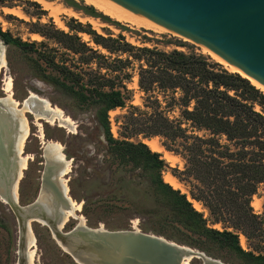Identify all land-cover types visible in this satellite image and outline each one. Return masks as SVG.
I'll list each match as a JSON object with an SVG mask.
<instances>
[{"label":"rangeland","instance_id":"rangeland-1","mask_svg":"<svg viewBox=\"0 0 264 264\" xmlns=\"http://www.w3.org/2000/svg\"><path fill=\"white\" fill-rule=\"evenodd\" d=\"M9 4L10 2L0 3L2 30L9 32L13 38L34 44L32 50L23 49L14 43H6L0 37L3 40L0 41V46L6 59L0 72V99H7L6 86L11 79L13 95L19 101L16 111L26 117L30 131L23 146L24 155H28L30 159L19 181L18 197L21 204L33 202L40 192L45 166L44 148L49 142L60 143L62 152L71 161L70 171L65 175L69 193L81 205L76 213L83 217L88 226L109 230L138 229L187 245L196 251H203L224 264H253L176 222L171 211L158 201L146 182L138 176V170L119 165L110 155L97 107L93 103H82L68 89L42 75H54L78 90L94 88L96 81L104 76L110 78L115 88L120 89L126 97L124 107L108 113L112 135L117 139L147 144L157 139L161 146L158 152L165 160L162 172L164 180L174 177L178 180L176 188L171 185L185 194L193 206L196 202L201 205V210L195 206L194 208L201 212L210 228L234 231L239 234L244 250L264 255V242L257 250V239L249 238L243 230L234 228L228 222H216L206 203L199 199V188L203 186L194 176L185 173L188 161L181 139L174 142L164 136L147 137L144 133H131L128 130L133 121L132 114L140 118L152 112L153 109L149 106H156V102L148 99L152 95L153 99H159L161 110L171 120L181 123L189 134L208 135V131L195 130L190 122L183 119L180 106L173 101L174 97L181 95L180 90L163 91L157 88L154 93L147 94L140 87L138 72L140 66L146 63L134 57L143 54L139 48L196 53L205 56L219 68H225L222 64L181 34L171 31L156 33L128 26L105 15L85 0H17L13 7ZM54 27L72 34L75 40L77 37V42L82 44V52L77 53L58 39L50 37ZM80 28L92 29L101 34L113 47L125 40L134 47L132 55L110 51L97 44L92 34L79 31ZM45 58L47 61L54 59L58 66L74 72V79L65 77L58 69L51 67ZM36 61L40 62L44 71L38 69ZM105 89L109 90L110 87ZM32 94L49 101L53 108L62 112V117L55 118L53 113H47L43 114V118H38L27 108L23 110L22 102ZM255 109L262 111L259 104L255 105ZM165 150L171 152L175 160L168 161ZM251 206L264 227V183L259 185L252 197ZM78 223V218L71 217L64 230L68 231ZM32 231L35 236L34 264H79L62 249L47 225L34 221ZM19 236L17 217L0 198V264H18ZM184 264H203V261L193 258Z\"/></svg>","mask_w":264,"mask_h":264},{"label":"trees","instance_id":"trees-1","mask_svg":"<svg viewBox=\"0 0 264 264\" xmlns=\"http://www.w3.org/2000/svg\"><path fill=\"white\" fill-rule=\"evenodd\" d=\"M14 1L17 0H0V3L10 2L9 6L13 7ZM79 31L92 34L97 44L112 52L132 55L134 47L123 38L119 46L113 47L107 43V38L92 29L80 28ZM0 37L6 43H14L23 49L34 48L32 43L13 38L1 26ZM50 37L77 53L82 52V44L72 34L54 27ZM139 50L143 54L133 56L146 63L138 72L140 87L147 94L154 93L157 88L180 90L181 95L174 97L173 101L180 106L183 119L190 122L195 130L208 131V135L189 134L181 123L171 120L161 110L159 99H153L152 95L148 96L150 101L156 102V106H149L152 112L140 118L132 114L133 121L128 130L144 133L147 137L164 136L174 142L181 139L188 161L185 173L194 176L203 186L199 188V199L206 203L216 222H228L243 230L249 238L259 241L257 250L260 249L264 242V227L252 209L251 199L259 185L264 183V92L241 74L219 68L201 54H186L179 50L166 52L148 47ZM47 62L65 77H74V72L58 66L54 59ZM35 64L44 71L39 61ZM42 76L68 89L82 103H93L97 107L110 155L119 165L138 170V176L158 201L171 211L176 222L248 262L264 264V255L242 248L238 233L210 228L187 196L164 180L165 160L159 152L153 151L145 142L117 139L112 135L108 113L124 107L126 97L115 88L110 78L101 76L94 88L78 90L54 75L44 73ZM256 104L262 107V111L255 109Z\"/></svg>","mask_w":264,"mask_h":264},{"label":"water","instance_id":"water-1","mask_svg":"<svg viewBox=\"0 0 264 264\" xmlns=\"http://www.w3.org/2000/svg\"><path fill=\"white\" fill-rule=\"evenodd\" d=\"M114 1L206 46L264 84V0ZM29 97L30 95L27 98ZM24 101L21 108L24 107ZM7 123L6 120L0 121V193L3 192L6 203L18 220L20 232L18 264H30L32 222L37 221L38 217L47 222L54 238L61 246H66L67 253L79 264L185 263V254L192 253L181 248L187 245L153 233L138 229L109 230L80 223L65 231L67 222L63 224L60 217L51 216L41 201L44 186H49L57 198L63 200L61 190L52 178V166L46 164L45 148L43 151L45 166L40 192L33 202L21 204L13 192L20 167L17 146L15 138L11 136L13 130ZM1 126L8 129L9 137ZM203 253L205 255L202 256L194 254V258L201 259L203 264H224Z\"/></svg>","mask_w":264,"mask_h":264},{"label":"bare ground","instance_id":"bare-ground-1","mask_svg":"<svg viewBox=\"0 0 264 264\" xmlns=\"http://www.w3.org/2000/svg\"><path fill=\"white\" fill-rule=\"evenodd\" d=\"M86 3L95 6L98 10L103 12L105 15L111 17L112 19L126 24L131 27L135 28H144L148 31H153L156 33L162 32H170L171 30L165 26H162L149 18L141 15L140 13L127 8L114 0H85ZM50 6L51 3H48ZM12 9V8H11ZM173 32V31H171ZM175 33V32H174ZM178 35V34H177ZM186 40L194 41L190 38L182 36ZM1 41V40H0ZM194 43L198 44L202 47L203 51L210 55L214 60L222 64L228 71L239 73L243 77L249 79L256 87H259L264 92V84L253 78L252 76L248 75L247 73L243 72L240 68L223 58L222 56L218 55L217 53L213 52L206 46L199 44L198 42L194 41ZM6 64L5 54L0 46V72L2 71L3 67ZM12 87V80L10 79L7 82L6 90L8 97L7 99H0V121L6 120L8 123V127L12 128L11 136L15 138V145L17 146V156H18V163H19V177L17 182L14 184L13 192L15 193V198L18 197V187L19 181L23 175V171L27 168L28 161L30 157L28 155H24L23 146L26 144V140L29 137L30 131L27 124V119L23 116V113L20 114L16 111V106L19 105V101L15 99L13 95ZM10 101V102H9ZM13 102V103H11ZM23 104V102H22ZM28 109L29 112H33L37 115L38 118H43V114L53 113L55 118H61L62 112L59 109L53 108L49 101L46 99L38 98L35 95H31L24 101L23 110ZM21 110V109H19ZM7 114L8 117L5 115ZM10 116V117H9ZM2 127V126H1ZM4 129L5 134L7 137L10 135L6 129V127H2ZM7 137L5 138V142L7 143ZM148 145L151 147L153 151H160L161 146L157 139L151 140L148 142ZM166 151V150H165ZM165 158L168 161L175 160V156L171 154V152L166 151ZM45 156H46V164L52 166L51 174H53V180L57 183L61 190V194L63 196V200H59L56 194L49 186H44L41 192V201L42 205H44L45 209L51 216L55 217L56 215L62 219L63 224L69 220L71 217H75L79 219V223L84 226H88L83 217L79 216L76 212L81 209V205L77 203L69 193V187L66 183L65 175L70 171V163L71 161L68 160L65 154L62 152V146L60 143L49 142L45 147ZM172 162V161H171ZM43 174V172H42ZM175 178V177H174ZM174 178L166 179L167 182L172 184L175 188L177 187V181ZM179 183V182H178ZM0 198L6 202V197L3 195V192L0 193ZM196 209L201 210V205L196 202L194 203ZM37 222L43 223L47 225L46 221L42 218L38 217ZM104 228V227H101ZM106 229V228H104ZM139 231V230H138ZM31 246H29V259L30 264H34V256H35V236L34 234L30 235ZM58 242V241H57ZM61 246V244L58 242ZM62 249L67 252L66 246H61ZM187 250V252H192L191 254H185V262L187 263L189 260L193 259L196 254L197 256L205 255L202 251L195 250L188 246H181Z\"/></svg>","mask_w":264,"mask_h":264}]
</instances>
